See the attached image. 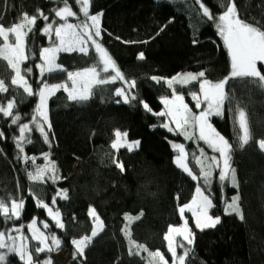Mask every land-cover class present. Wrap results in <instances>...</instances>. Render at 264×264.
<instances>
[{
    "label": "trees",
    "instance_id": "1",
    "mask_svg": "<svg viewBox=\"0 0 264 264\" xmlns=\"http://www.w3.org/2000/svg\"><path fill=\"white\" fill-rule=\"evenodd\" d=\"M204 3L214 14L221 11L216 0H204ZM69 4L78 15L82 14L75 0H69ZM193 4L194 0H92L90 12L104 13L101 20L102 29L106 30L102 32L103 46L126 78L137 80L135 93L156 112L164 107L160 97L170 95L171 90L149 77L205 71L206 78L215 82L229 74V57L221 38L211 22L205 23L200 15L190 10ZM58 6L62 5L57 0H0V22L6 27L17 22L22 13L31 16L36 14L37 9H42L49 15L47 22L37 20L35 30L27 38L28 53L36 57L25 62V68L33 69L29 83L34 90L39 87V70L35 67L41 62L39 51L51 43L40 29L45 23L52 22L54 13L51 10ZM261 6H264V0H238V7L242 11L246 9L251 16L258 17ZM173 17V22L168 23ZM55 20L62 22L59 18ZM164 25L167 27L161 32L160 28ZM194 37L199 41L195 45L192 43ZM145 40L148 43H124ZM140 52L144 53V60L137 59ZM96 59L97 54L90 50L87 56L79 52L60 53L57 62L68 71H77L91 66ZM261 70L264 71V68ZM10 77L11 70L0 61V78L9 82ZM44 79L49 84L63 83L67 74L55 72L46 74ZM120 86L118 81L97 87L94 96L84 104L68 101L63 89L52 96L48 104L52 125L49 138L54 136L51 147L44 143L42 135L35 129L26 134L32 143L26 144L24 150L27 155L37 157L35 165L31 161L25 164L18 158L13 140L19 135L18 126L12 125L10 118L0 115V130L5 134V139H0V198L8 201L22 196L26 199L21 218L8 223L0 218V230L12 227L13 223L26 225L33 218L42 226L43 222H47L50 229L43 228L44 232L56 233L63 243L58 251L40 254V260L65 250L74 264H146L147 252L141 251L139 256L128 255V240L121 231L127 223L124 214L135 216L141 211L143 216L131 226L132 239L151 251L159 249L171 260L163 239L164 233L169 225L183 223L177 205L189 203L195 195L197 183L203 185L202 181H193L176 166L172 143L184 142L186 147L197 152L200 147L195 141L186 142L182 135L159 127L167 118L146 112L138 101L132 104L115 103L117 97L112 93ZM176 87L184 94L189 106L195 109L188 93L198 91L199 85ZM226 88L234 96V103L239 102L241 107H245L254 138H264V92L243 80H230ZM13 96H16V111L22 117L21 122L27 123L38 97H28L22 89L10 88L8 93L0 94V102L6 104L7 99ZM211 122L233 145L232 167L236 169L239 189L225 182L223 195L230 198L239 192L245 219L241 220L235 214L223 215L218 170L215 171L211 192L216 208L211 210V214L221 216V222L215 228L200 231L195 228L192 215H185L195 233L194 244L189 246L192 251L187 264H264V153L258 150L255 143L243 149L239 147L232 114L227 110L224 118L212 117ZM117 128L127 131L129 140L141 141L140 147L133 152L120 150L119 159L125 165L123 173L111 163L113 151L110 143ZM48 152L64 179L56 184L51 181L45 184L28 181L26 170L43 166L42 153ZM74 157L77 163L70 171L68 164ZM188 161L199 173L191 154ZM62 182H65L64 186H61ZM29 188L36 197L53 209L60 210L65 230L56 228L47 210L36 206L34 197L29 195ZM58 189H68L69 198L63 200L58 197L53 206L52 197ZM177 194L179 200L176 199ZM90 206L96 209L105 228L85 250L86 259H73L74 246L70 239L90 233ZM26 227L25 231L29 234ZM9 264H20V261L17 257H9Z\"/></svg>",
    "mask_w": 264,
    "mask_h": 264
},
{
    "label": "snow or ice",
    "instance_id": "2",
    "mask_svg": "<svg viewBox=\"0 0 264 264\" xmlns=\"http://www.w3.org/2000/svg\"><path fill=\"white\" fill-rule=\"evenodd\" d=\"M62 5L54 7L51 11L54 13L52 22L45 23L40 31L48 36L51 41L50 46L42 47L39 51L38 59L41 61L35 67L39 70V87L34 90L29 83V76L33 72L32 68H23L22 65L29 59L36 58L30 56L27 50V38L35 30L38 19L45 22L49 21V15H46L42 9H37L36 14L29 16L22 13L18 21L11 26L6 27L0 22V61L6 63V67L11 70L10 81L0 78V94L8 93L10 88L17 91L22 89L23 94L28 97H38L33 114L27 123L21 122L22 117L17 109L16 96L7 99L6 104L0 102V115L10 118L12 125L18 126L19 135L13 137L15 147L18 149L17 156L25 164L29 161L33 165L36 163V156H29L25 153V145L31 144L32 140L26 135L35 129L39 132L45 144L51 147L53 139L49 138L51 131V122L48 115V101L59 90L63 89L67 93V100L77 104L88 102L95 94V89L100 86L116 84L121 82L120 87H116L112 95L117 97L115 103L132 104L138 101L143 109L157 117H166V121L159 125L170 133L182 135L186 140L196 139L203 141L213 153L218 155H207L203 148H199L200 155L192 153L196 164L200 166L197 174L189 166V152L186 151L183 143H172V148L176 151L174 163L193 181H202L195 187L189 203L177 205L178 212L183 218L185 211H190L194 218L195 228L204 231L205 229L215 228L221 222V216L213 217L210 211L216 208L213 203V193L211 186L214 172L218 170V180L222 192V202L224 204L223 215L235 214L241 220L245 219L241 205V197L237 191L230 198L223 195L225 182L230 183L234 189H239V181L236 169L232 167L233 145L227 137L221 134L211 123L212 117L224 118L226 110L232 114L234 130L236 131L238 145L241 149L250 143H255L258 150L264 153V138L255 139L250 127L248 113L245 107H241L239 102L234 103V96L230 94L226 86L230 80H243L254 88L264 92V6H261L260 15L251 16L247 10H241L238 7V0H216V5L221 9L217 14L204 3V0H194L190 10L200 15L204 22H211L215 27L216 34L221 38L223 46L227 51L230 71L227 76L218 81H211L206 78L205 71L198 73L183 72L176 73L171 77L151 76L149 79L157 84H165L171 90L170 95L161 96L163 110L156 112L150 105L142 99H139L135 93L137 87L136 79L126 78L125 73L120 69L116 60L111 56L102 43L101 20L104 13L97 12L92 14L90 8L92 0H75L79 5V13L83 18L78 23L69 22L70 17H78V12L73 11L69 0H57ZM198 6V7H196ZM55 18H59L57 23ZM174 20L170 18L168 23ZM167 25L160 28L162 32ZM110 35V34H109ZM159 35V32L157 33ZM54 36V39H53ZM116 39H120L116 37ZM124 43H148L145 41H124ZM195 45L199 43L195 37L192 40ZM94 50L97 59L89 67L68 71L64 66L58 63L60 53L79 52L85 56ZM138 60H144L143 52L138 53ZM55 72H66L67 80L63 83L49 84L45 79L46 74ZM198 84V91H191L188 95L195 101L194 112L189 104L185 102V96L177 90V85L188 86ZM70 85V86H69ZM153 128L157 125H152ZM47 129V130H46ZM114 139L111 140L110 148L113 151L111 163L120 170L125 171V165L119 159L121 149L133 152L140 147V140H129L128 132L115 129ZM0 139H5L3 130H0ZM45 164L36 166L33 170H26L28 181L32 183L45 184L51 181L56 184L57 181L64 179L59 173L56 162L51 159V153H42ZM29 195L35 199L36 206L47 210V214L55 223V227L65 230V223L62 220L60 210L53 208L43 200L35 196V193L29 188ZM67 200L68 189H58L52 197L51 204H56L57 198ZM179 194L176 199L179 200ZM26 199L24 197L11 198L6 201L0 198V218L4 223L18 221L25 208ZM143 211L138 215L124 214L127 223L121 229L128 240V255L139 256L141 251L147 252L150 259L148 264H187L192 249L188 246L194 244L195 233L189 226L185 218L180 226L169 225L164 233L163 239L166 241L168 253L171 260L159 249L151 251L146 245L140 244L132 239L131 226L134 221H139L143 216ZM88 216L91 218L90 233L81 235L79 238L70 239L74 246L73 259H86L85 250L91 246L93 240L104 231L105 225L100 215L94 207H89ZM75 220V217H73ZM25 225L12 224L4 230H0V264H9V257H17L20 264H53L51 256L40 260L39 256L43 253L58 251L63 241L54 232L47 234L37 227V219L33 218L27 224V229L31 233L29 237L22 229ZM44 229H50L47 222H43ZM15 233V235H13ZM177 237H182L178 241ZM31 241L37 243L32 244ZM50 241V243H49ZM186 242V244L184 243ZM178 249L182 252L178 253Z\"/></svg>",
    "mask_w": 264,
    "mask_h": 264
},
{
    "label": "rangeland",
    "instance_id": "3",
    "mask_svg": "<svg viewBox=\"0 0 264 264\" xmlns=\"http://www.w3.org/2000/svg\"><path fill=\"white\" fill-rule=\"evenodd\" d=\"M165 1H170V2H176V0H165ZM81 17H83V14H81V15H78V17H70L69 18V22H72V23H78L79 22V18H81ZM74 19H76V20H74ZM22 67L23 68H25L26 66H25V63L22 65ZM193 73H196V72H193ZM55 84H57V83H55ZM70 86V85H69ZM186 102V101H185ZM187 103V102H186ZM48 104H49V101H48ZM194 104H195V101H194ZM190 107V106H189ZM193 109V108H192ZM193 111L194 112H197L198 113V109H193ZM212 123V122H211ZM183 137V136H182ZM184 138V137H183ZM185 139V138H184ZM186 140V139H185ZM191 141H195L196 143H197V147L199 146L200 148H203L204 149V151H205V153H207V155H209V156H211V155H218V154H216V153H213V151H212V149H210L203 141H197L196 139H193V140H186V142H191ZM175 143H183L184 145H185V148H186V151H188L189 152V155L190 154H192V153H195L197 156H199L200 155V152H197V151H195L194 149H192L191 147H186V144L184 143V142H175ZM192 149V150H191ZM176 152V151H175ZM177 154V153H176ZM192 156V155H191ZM189 160V159H188ZM76 163H77V159L74 157V158H72V160L69 162V164H68V169L70 170V171H73V169L75 168V165H76ZM188 163H189V161H188ZM190 166V165H189ZM195 166H196V168H199V170H200V166L199 165H197L196 164V161H195ZM191 167V166H190ZM192 168V167H191ZM193 169V168H192ZM196 170H194V172H195ZM197 173V172H196ZM215 173V172H214ZM198 174V173H197ZM64 184H65V182H62L61 183V186H64ZM203 186V185H202ZM51 207V206H50ZM53 208V207H52ZM53 211H55V209H53ZM187 213H190L191 215H192V213L190 212V211H185V214H184V217H183V222H184V219L186 218L185 217V215L187 214ZM210 215H212L211 214V211H210V213H209ZM214 217V216H213ZM194 219V218H193ZM30 223V222H29ZM183 224V223H182ZM25 226H27V224L25 225ZM180 226V225H179ZM37 227L38 228H40V230L41 231H43L44 232V230H43V226L40 224V223H38L37 222ZM27 228V227H26ZM192 229V228H191ZM192 231L194 232V229H192ZM22 232H24L26 235H29V237L31 236V233L29 232V234H27L26 233V231H25V227L22 229ZM13 235H15V233H13ZM177 240L178 241H182V237H177ZM185 244H186V242H184ZM189 247V246H188ZM179 252H182V250L181 249H178V253ZM140 254H141V252H140ZM45 259V258H44ZM150 259V257L148 256V254L146 255V264H148V260ZM41 260H43V259H41ZM51 260H52V262H53V264H74L73 263V260H72V257H71V255L67 252V251H65V250H63V251H60V252H56V253H53L52 255H51Z\"/></svg>",
    "mask_w": 264,
    "mask_h": 264
}]
</instances>
